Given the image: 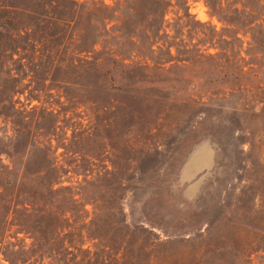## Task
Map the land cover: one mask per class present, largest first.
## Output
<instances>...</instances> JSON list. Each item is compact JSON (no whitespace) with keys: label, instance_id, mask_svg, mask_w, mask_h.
<instances>
[{"label":"rangeland","instance_id":"374dc122","mask_svg":"<svg viewBox=\"0 0 264 264\" xmlns=\"http://www.w3.org/2000/svg\"><path fill=\"white\" fill-rule=\"evenodd\" d=\"M23 1L0 0V22L9 4ZM212 1L227 21L207 0H172L156 37L137 27L145 23L137 15L112 19L109 27L126 26L105 37V49L132 54L122 75L116 65L111 78L74 76L85 52L23 67L29 86L20 99L56 114L69 151L58 157L68 169L64 184L80 182L86 209L100 208L105 249L112 256L119 248L120 264H264V37L255 26L263 49L255 53L248 29L260 9L257 0ZM242 4L258 7L251 16L232 11ZM69 37L63 27L61 48L72 49ZM118 200L127 227L114 222ZM96 241L86 238L84 247ZM21 256L7 260L0 250V264H24ZM64 263L72 261H53Z\"/></svg>","mask_w":264,"mask_h":264},{"label":"trees","instance_id":"16d2710c","mask_svg":"<svg viewBox=\"0 0 264 264\" xmlns=\"http://www.w3.org/2000/svg\"><path fill=\"white\" fill-rule=\"evenodd\" d=\"M171 1L114 0V4L109 5L104 0H24L21 6L9 4L4 21L0 22V118L9 124V130L0 135V250L7 260L10 254H22L20 260L24 264H32L31 259L38 264L48 259L49 264H53L57 257L70 260L72 264H120L115 262L119 248L112 256L105 249L109 246L104 239L106 233L96 222L101 218L100 208L93 205L91 211L86 209L82 193L75 191V188L84 187L80 182L77 186L64 184L68 169L58 157H68L69 151L64 143L65 132L57 130L56 114L46 107L31 105L29 97L20 99V94L29 86L23 83L26 75L23 67L29 63L51 64L62 54L75 57L85 52L81 62L74 64L83 69L77 68L74 76L90 80L111 78L116 65L120 68L115 70L122 75L130 70V63L125 60H130L132 54H122L113 47L105 49V37L114 30L121 31L126 23L123 21L117 28L116 25L109 27V22L121 14L137 15L145 22L137 27L148 28L156 37L159 30H164L165 14ZM207 1L212 14L227 21L220 3ZM257 3L259 7L258 4L251 7L242 4L240 9L234 7L232 11L251 16L254 7L260 9L259 17H253L248 23L252 43L257 44L256 49L260 48L254 52L260 53L263 49L252 31L256 26L264 37V0H257ZM258 20L259 24L254 23ZM63 27L70 28L71 50L57 43ZM131 38L128 43L138 49L140 39ZM156 42L158 39L152 44ZM100 43L102 47L97 49ZM165 47L171 57L170 44ZM173 59L164 60L162 68L168 70L165 63ZM106 62L111 64L108 68ZM53 139L56 144L52 143ZM59 144L64 151L57 154ZM121 206L116 208L120 216L114 222L127 227L126 213ZM30 228L33 231H29ZM26 238L30 242H26ZM86 238L97 240L92 248L84 247ZM78 256L81 257L79 261L75 260Z\"/></svg>","mask_w":264,"mask_h":264}]
</instances>
